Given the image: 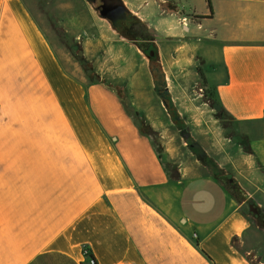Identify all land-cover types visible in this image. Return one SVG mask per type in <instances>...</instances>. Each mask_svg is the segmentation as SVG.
Listing matches in <instances>:
<instances>
[{
    "label": "crops",
    "instance_id": "1",
    "mask_svg": "<svg viewBox=\"0 0 264 264\" xmlns=\"http://www.w3.org/2000/svg\"><path fill=\"white\" fill-rule=\"evenodd\" d=\"M185 1L181 22L147 12L150 58L90 4L73 7L67 26L92 79L32 0H0V264H88L85 250L98 264H264L243 202L214 165L180 157L160 119L179 106L184 128L202 82L248 140L243 168L228 162L264 208V0Z\"/></svg>",
    "mask_w": 264,
    "mask_h": 264
},
{
    "label": "rangeland",
    "instance_id": "2",
    "mask_svg": "<svg viewBox=\"0 0 264 264\" xmlns=\"http://www.w3.org/2000/svg\"><path fill=\"white\" fill-rule=\"evenodd\" d=\"M68 1L32 0L31 5L49 32L57 36L58 47L67 48L64 51L69 55H73L75 60L82 66L84 73H87L90 78L96 79L97 77L93 74L95 72L94 67L89 60H87L86 65L82 64L80 58L83 55V49H81V44L75 39L76 37L73 36L72 31H69L67 22L71 17L70 14L74 15L73 10L79 9L82 11V7L89 4L96 12V15L102 17L100 14L101 0H72L73 2L71 1V3L75 5L69 6L71 10H68L64 4ZM185 2V0H134L133 4L137 5V8L133 6L135 8L134 11L139 15L129 10L123 19L104 18L112 24L120 35L136 42L145 56L150 58L154 35L149 29L151 22H149L147 14L175 16L181 22V16L191 13L184 7ZM83 13V15H86V11ZM204 65L206 71L209 72V64L206 63ZM110 84L119 91L129 109L134 113L136 109L129 103L127 86L116 82ZM195 90V93H192V108L189 109L188 113L184 114V128H181V114L179 113L181 109L178 108L179 106L171 107L170 105V114L163 113L164 115L161 114L160 119L164 116L163 121L167 126L165 127L166 131L170 133V139L175 144L177 151H179V156L185 158V160L191 159L192 162L199 158L200 161L214 165L211 168V172L222 180L239 202H243V211L252 220H255L258 224L257 228L264 235V208L258 205L257 199L249 198L248 191L243 189L239 182L241 179L237 178L238 175L235 169L228 162L233 160L238 164L239 168H243L242 153H249L248 140L238 129L237 122L223 111L213 97L205 93L202 82L196 86ZM170 101L173 102L175 100L171 98ZM177 114L179 118L176 117ZM137 119L142 130L148 132L151 136L157 149L163 150V142L160 140L159 131L153 129L152 126L153 131L144 127V121L148 124L150 123L142 116L138 115ZM193 144H197L201 148L202 154L196 153L191 146ZM172 164L174 163H167L170 174L174 173ZM177 165L180 169V165Z\"/></svg>",
    "mask_w": 264,
    "mask_h": 264
},
{
    "label": "trees",
    "instance_id": "3",
    "mask_svg": "<svg viewBox=\"0 0 264 264\" xmlns=\"http://www.w3.org/2000/svg\"><path fill=\"white\" fill-rule=\"evenodd\" d=\"M210 8H211V10H212V6L210 5ZM129 12V10L128 9H125V14H124V16L123 17H121L122 19L125 17V15H126V13H128ZM109 17V16H108ZM198 17H206V16H201V15H198ZM110 18V17H109ZM112 19V18H111ZM81 62H82V64L83 65H86V63H87V59H86V57L84 56V55H81ZM199 71L201 72V74H203V72H202V68L201 67H199ZM97 78H99L100 79V75L99 74H97L96 72H94L93 73ZM204 76V75H203ZM204 78V77H203ZM211 97H213L215 100H216V102L221 106V104H220V102L215 98V95H214V93L212 92V91H210V92H207ZM221 108L223 109V111L227 114V115H229L226 111H225V109L221 106ZM230 116V115H229ZM231 117V116H230ZM233 118V117H232ZM234 119V118H233ZM235 120V119H234ZM236 121V120H235ZM143 125H144V127H146L147 129H149V130H152V127H151V125L150 124H148L147 122H143ZM153 131V130H152ZM145 132V131H144ZM145 133H147L148 134V132H145ZM192 147H193V149L196 151V153L197 154H202V152H201V148L197 145V144H193V145H191ZM162 151V150H161ZM159 152H160V150H159ZM249 153H251V148H250V145H249ZM169 166L168 165H166V168H167V171H169V168H168ZM172 169H173V174H170L171 175V177L172 178H175V179H178V178H180V176H181V173H180V169H179V166L177 165V164H172ZM88 264H98L97 263V260L95 259V257L89 252V254H88Z\"/></svg>",
    "mask_w": 264,
    "mask_h": 264
},
{
    "label": "water",
    "instance_id": "4",
    "mask_svg": "<svg viewBox=\"0 0 264 264\" xmlns=\"http://www.w3.org/2000/svg\"><path fill=\"white\" fill-rule=\"evenodd\" d=\"M103 5L101 6L100 14L102 17L108 18V14L112 9H115L117 7H123L125 9H128L126 3L124 0H102ZM154 53L151 52V55Z\"/></svg>",
    "mask_w": 264,
    "mask_h": 264
},
{
    "label": "flooded vegetation",
    "instance_id": "5",
    "mask_svg": "<svg viewBox=\"0 0 264 264\" xmlns=\"http://www.w3.org/2000/svg\"><path fill=\"white\" fill-rule=\"evenodd\" d=\"M103 5V1L101 0L100 6ZM125 14V8L123 7H117L115 9H112L108 16L114 20H118L119 18L123 17Z\"/></svg>",
    "mask_w": 264,
    "mask_h": 264
},
{
    "label": "built area",
    "instance_id": "6",
    "mask_svg": "<svg viewBox=\"0 0 264 264\" xmlns=\"http://www.w3.org/2000/svg\"><path fill=\"white\" fill-rule=\"evenodd\" d=\"M88 254H89V251L88 250H85V256L88 257Z\"/></svg>",
    "mask_w": 264,
    "mask_h": 264
}]
</instances>
